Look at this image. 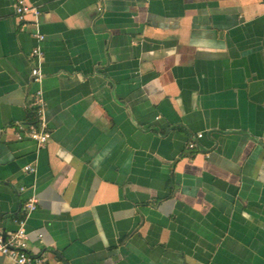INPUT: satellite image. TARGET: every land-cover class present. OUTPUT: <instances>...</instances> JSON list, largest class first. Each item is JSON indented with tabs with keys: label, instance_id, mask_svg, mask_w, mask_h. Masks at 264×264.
<instances>
[{
	"label": "crops",
	"instance_id": "0c3cea01",
	"mask_svg": "<svg viewBox=\"0 0 264 264\" xmlns=\"http://www.w3.org/2000/svg\"><path fill=\"white\" fill-rule=\"evenodd\" d=\"M24 1L37 26L0 0V234L24 218L45 264H264V0Z\"/></svg>",
	"mask_w": 264,
	"mask_h": 264
},
{
	"label": "built area",
	"instance_id": "2783aa9c",
	"mask_svg": "<svg viewBox=\"0 0 264 264\" xmlns=\"http://www.w3.org/2000/svg\"><path fill=\"white\" fill-rule=\"evenodd\" d=\"M14 14L19 22L27 21V17L31 16V22L34 26L38 25L39 11L30 7L24 0H15L13 5ZM37 45L30 51L28 58L34 63L30 70V78L32 84L39 86L42 81L41 61L43 59L42 48L39 45L44 41V36L40 33L35 35ZM45 100L41 89L38 87L34 92L30 108L34 114V122L26 125L25 129L19 126V130L23 131V138L34 141L38 146H43L50 138V132L45 120ZM202 134H198L197 138L200 139ZM18 139H22L17 135ZM194 143H189L188 148H194ZM24 172L32 174L33 167L26 165L23 168ZM24 191V188L20 189ZM37 198L34 194H29L25 203L24 210L26 215L31 214L36 210ZM18 227L16 231L5 235L0 234V258H6L14 264H45V259L42 255L34 256L28 249V233L25 229V219L17 221ZM41 236L38 235V238Z\"/></svg>",
	"mask_w": 264,
	"mask_h": 264
},
{
	"label": "trees",
	"instance_id": "16d2710c",
	"mask_svg": "<svg viewBox=\"0 0 264 264\" xmlns=\"http://www.w3.org/2000/svg\"><path fill=\"white\" fill-rule=\"evenodd\" d=\"M34 120H35V118H34V114H33V112L31 111V112H30V117H29V123H33Z\"/></svg>",
	"mask_w": 264,
	"mask_h": 264
}]
</instances>
